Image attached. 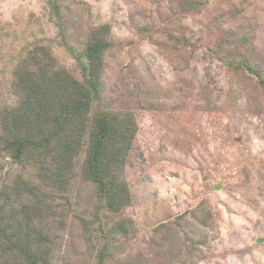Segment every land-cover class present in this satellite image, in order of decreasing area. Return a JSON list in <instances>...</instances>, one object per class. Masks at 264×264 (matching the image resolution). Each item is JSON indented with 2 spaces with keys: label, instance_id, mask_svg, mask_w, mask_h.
Returning <instances> with one entry per match:
<instances>
[{
  "label": "rangeland",
  "instance_id": "374dc122",
  "mask_svg": "<svg viewBox=\"0 0 264 264\" xmlns=\"http://www.w3.org/2000/svg\"><path fill=\"white\" fill-rule=\"evenodd\" d=\"M0 0V109L13 71L49 48L83 80L110 25L102 106L139 126L113 214L78 178L55 264H264V0ZM22 170L0 155V187ZM25 175L30 176L29 172Z\"/></svg>",
  "mask_w": 264,
  "mask_h": 264
},
{
  "label": "trees",
  "instance_id": "16d2710c",
  "mask_svg": "<svg viewBox=\"0 0 264 264\" xmlns=\"http://www.w3.org/2000/svg\"><path fill=\"white\" fill-rule=\"evenodd\" d=\"M60 1L49 3L63 18ZM110 32V25L91 30L82 81L42 45L14 68L17 102L0 109V155L10 157L22 174L8 172L0 187V264L56 263V238L79 177L95 186L107 211L118 214L132 204L126 167L137 121L131 113L94 110L95 103L102 106Z\"/></svg>",
  "mask_w": 264,
  "mask_h": 264
}]
</instances>
